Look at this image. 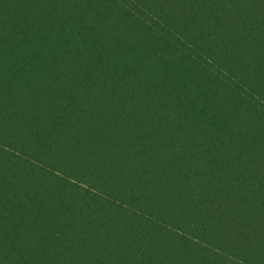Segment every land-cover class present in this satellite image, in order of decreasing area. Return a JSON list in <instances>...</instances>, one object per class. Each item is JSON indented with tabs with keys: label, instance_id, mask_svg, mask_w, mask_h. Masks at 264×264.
Instances as JSON below:
<instances>
[{
	"label": "trees",
	"instance_id": "obj_1",
	"mask_svg": "<svg viewBox=\"0 0 264 264\" xmlns=\"http://www.w3.org/2000/svg\"><path fill=\"white\" fill-rule=\"evenodd\" d=\"M0 264H264V0H0Z\"/></svg>",
	"mask_w": 264,
	"mask_h": 264
}]
</instances>
